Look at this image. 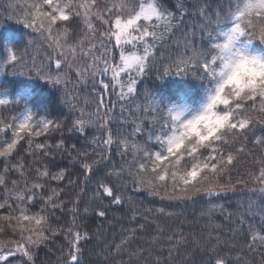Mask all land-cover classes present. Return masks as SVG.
<instances>
[{"label": "snow or ice", "instance_id": "6c2138e0", "mask_svg": "<svg viewBox=\"0 0 264 264\" xmlns=\"http://www.w3.org/2000/svg\"><path fill=\"white\" fill-rule=\"evenodd\" d=\"M5 15L50 53L25 72L26 51L8 48L0 73L35 69L63 87L69 110L40 116L0 86V264H38L42 247L58 251L55 264H84L83 245L105 241L116 223L119 240L113 233L98 253L104 264H264V76L237 89L225 74L237 43L264 45V0L191 9L182 0H16ZM188 15L197 22L186 25ZM178 30L175 52L157 55ZM152 71L215 84L196 109L147 90L141 103L139 78ZM89 80L81 105L68 86ZM239 188L259 198L235 209L216 202ZM204 198L192 217L179 210Z\"/></svg>", "mask_w": 264, "mask_h": 264}, {"label": "trees", "instance_id": "16d2710c", "mask_svg": "<svg viewBox=\"0 0 264 264\" xmlns=\"http://www.w3.org/2000/svg\"><path fill=\"white\" fill-rule=\"evenodd\" d=\"M15 2L16 0H0V9L7 10L8 4ZM176 2H178V0H166L169 8H174ZM182 2L191 9L195 0H182ZM209 2L214 5L215 0H209ZM184 19L186 25L191 26L197 22L198 17L195 15H188L185 16ZM179 35L180 31L178 30L176 36L169 35L166 36L164 40L158 41L157 55L161 51L166 53L168 51L175 52L176 45L174 44V40ZM8 48L17 49L20 52L26 51L25 62L27 67L22 69L25 72L28 71V68H32L33 61H35L37 67L48 62L47 55L50 53V50L47 48V45L41 41L39 34L26 27L22 22L9 19L7 15H5L0 17V61H3L6 58ZM253 49L264 50V45H259V42H255ZM73 79L75 80L74 75ZM0 86H5L8 89V95L13 99L17 96L26 99L33 111L40 116H47L48 118L55 119L61 113H68L69 103L65 102L63 87H54L49 82L41 80L36 76L35 69H33L32 73L27 76L9 74L6 72L0 73ZM68 87L74 95L78 96L79 103L83 105L84 97L91 94L92 85L91 80H89L87 85L76 83L74 87L72 84H69ZM205 88V82L201 80L180 76H167L161 80L157 77L156 73L152 71L139 78V100L141 103L144 102L145 97L143 93L147 90L153 97H158L165 103L187 101L192 105H198L204 98ZM110 99L115 100V95H110ZM15 110L18 111L19 109ZM116 114L119 115V105H117ZM132 126L130 119L127 124V129L131 131ZM56 135L59 134L57 133ZM115 159L119 160L120 157L117 156ZM249 166L248 163L241 162V164L238 165V168H240L241 172H244ZM236 174V172L233 173L234 176ZM250 197L252 199H258L259 193H251L248 189L239 188L236 192L229 191L221 193L220 198L216 202L225 203L235 209L238 202H243L246 205ZM136 198L138 200H143L145 206H152L154 203V198L148 197L146 193L136 194ZM206 200L207 198L197 200L196 203L189 204L179 210L183 211L187 216L192 217L198 213ZM249 219L251 222L257 224L260 221L258 215L254 219ZM95 223H99V221H95ZM201 223H203V221H201ZM123 226L128 227L132 225L125 223ZM120 228L121 224L116 223L114 228L107 229L108 236L105 241L98 242L93 239L87 244H84V264H104L103 257L98 255V253L103 250L104 243L112 241L113 233H115V239L117 241L119 240L121 235L119 231ZM195 230H200L199 225H197ZM185 231H190V229L185 228ZM57 242L60 243L62 240H58ZM58 254L59 253L56 249H54L52 253H48L47 250L42 247L38 252V264H40V261H44L45 264H55L56 256ZM109 264H111V261H109Z\"/></svg>", "mask_w": 264, "mask_h": 264}, {"label": "clouds", "instance_id": "9594fccd", "mask_svg": "<svg viewBox=\"0 0 264 264\" xmlns=\"http://www.w3.org/2000/svg\"><path fill=\"white\" fill-rule=\"evenodd\" d=\"M235 47L240 49V52L238 55H232L230 65L225 69V74L228 83L232 87L239 89L250 83L257 76H264V50L245 49L241 43H237ZM214 84L215 82H205L206 87ZM203 103L204 98L198 105H192L187 101H173L168 104H188L191 108L196 109Z\"/></svg>", "mask_w": 264, "mask_h": 264}, {"label": "rangeland", "instance_id": "374dc122", "mask_svg": "<svg viewBox=\"0 0 264 264\" xmlns=\"http://www.w3.org/2000/svg\"><path fill=\"white\" fill-rule=\"evenodd\" d=\"M117 91H118V89H117Z\"/></svg>", "mask_w": 264, "mask_h": 264}]
</instances>
